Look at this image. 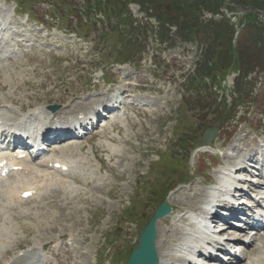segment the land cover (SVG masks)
<instances>
[{
  "label": "rangeland",
  "instance_id": "374dc122",
  "mask_svg": "<svg viewBox=\"0 0 264 264\" xmlns=\"http://www.w3.org/2000/svg\"><path fill=\"white\" fill-rule=\"evenodd\" d=\"M72 2L80 5L78 0ZM4 3L6 9L13 6L12 0H0V5ZM127 3L132 18H144L143 23L147 20L148 28L154 30L156 22L147 19L145 13L139 11L138 3L131 0H127ZM166 5H169V2H165L163 6ZM231 6L227 0H223L221 12L234 22H238L250 12L239 8L230 9ZM60 7L63 11L66 10L62 4ZM34 12L38 19H42L47 12V6L45 3L34 4ZM254 13L257 16L255 21L264 25V13L260 11ZM210 18L218 21L220 15L210 17L209 13H204L201 20ZM111 19L110 28L102 24L90 28L86 42H79L72 32V29L75 30L73 24L77 20L75 17L71 20L73 25L71 30L52 27L51 31L45 33L40 27L31 24L29 30H26V37H30L32 33L38 48L27 56L19 52V55L11 56V59H0V103L10 108L13 114H18L19 110L26 112L36 107L45 108L50 105L59 106V111L63 113L80 112L115 86L128 92L134 91L153 104L142 109L144 118L139 116L128 122H121V125L116 124L118 130H113L112 133L106 129L98 131V136L91 143L94 151L98 149L96 148L98 143L107 138L106 136L113 139V144L109 150L106 149L107 151L102 146L103 151L95 152V157L101 161L100 164L91 161L85 165V172L78 180L81 187L87 186L85 196L64 197L54 188L42 202L30 204L27 216L21 218L15 210L8 213L14 221L13 226L21 229L16 236H10L13 247L17 242H21L22 247L52 242L59 234L74 237L76 244L69 253V259L61 258L65 264H96V261L98 264L100 262L123 264L129 250L128 246L131 247V244L135 243L141 226L162 199L160 192L164 193V189L171 184L175 186L180 181L179 175H184L187 169L190 170L191 176H198L199 171L206 172L203 177H197L187 186L176 187L165 193L164 199L175 209V214L181 208L199 207L204 198L203 184L215 183V173L208 170V163L194 151L201 146L199 136L204 129L212 126L218 128V134L211 144L220 147L228 157L217 161L222 164L238 162L240 155L247 157L249 149L254 148L250 136L259 133L263 126L259 119L260 113H264V73L257 71L260 68L253 69L256 72L248 73L246 77L250 83L253 81L257 83L256 92L248 99L245 97L239 99L238 103L241 104L232 107L229 114L225 115L222 105L195 101L194 97L190 98L184 93L190 90L189 85L183 84L184 79L193 72L200 57V47L205 50L204 44L201 46L200 41H194L195 43L180 41L174 37L176 28L172 27L167 28L168 37L172 41L157 51L158 45L153 35L148 37L145 47L140 45L139 41L138 43L133 41L128 30L124 32L125 38H119L121 27L114 26L117 22L114 14L111 15ZM27 38L24 39V45L29 46ZM22 49L29 51L30 47ZM40 49L43 52H40ZM242 49L250 56L254 53L253 48L242 45ZM263 58L264 54H261L260 60ZM257 59L259 60V57ZM151 61H154L155 65ZM234 77L235 75L227 77L221 84L227 89L223 91L224 97L229 91H233ZM136 86L142 88L144 92H141L142 94L137 92ZM238 89L244 87L239 86ZM206 92L211 102L214 95L207 90ZM245 113L248 115L240 125L236 124V118L231 119L234 115L242 119ZM183 133L186 137L183 136L178 144L182 145L181 152L175 154L182 167L178 170V176L171 177V170L175 167L161 159L166 160V155L172 151ZM79 143L85 145L84 142ZM248 143L249 148L244 147ZM85 151L88 153L89 149L86 148ZM79 154L74 152L72 155L80 158ZM115 154L117 156L110 160ZM83 155L87 158L90 156ZM249 165L248 171L238 174L236 179L240 177L254 184L256 188L248 182L243 185L250 193L263 196L264 189L259 178L254 175L259 173L257 170L260 166L253 161ZM90 169L94 171L93 175ZM98 170L102 172L101 175ZM160 173L163 174L161 178L158 175ZM95 176L102 181L99 183L91 181ZM144 182L148 187H143ZM158 183H161L160 189L156 187ZM95 186L98 188L94 190ZM149 191L154 192L153 198L148 195ZM192 195L195 196L190 198ZM242 201L252 208V203L245 199ZM128 210H132L134 218L129 222L124 218ZM173 218L165 226L163 224L159 226L160 233L163 231L171 240L179 236L174 230L175 227L182 226L173 222ZM23 228L25 234L22 232ZM259 235H246L244 241L248 245L237 246L238 257L244 258L245 253H250L264 261V234ZM208 238L214 239L211 236ZM110 241L112 243L108 245ZM163 241L164 239L162 243ZM3 254L0 250V257Z\"/></svg>",
  "mask_w": 264,
  "mask_h": 264
},
{
  "label": "trees",
  "instance_id": "16d2710c",
  "mask_svg": "<svg viewBox=\"0 0 264 264\" xmlns=\"http://www.w3.org/2000/svg\"><path fill=\"white\" fill-rule=\"evenodd\" d=\"M96 1L99 2V0ZM131 1L138 3L145 11L151 10L160 25L162 36L166 35L165 25H174L182 40H198L205 45V52L202 55L205 58L204 67L196 72L197 77L201 79L200 83L203 77L212 82L223 79L226 74L238 72L236 84L239 83L240 86L253 69L260 68L257 71L264 73V58L260 60L261 54H264V25L255 21L257 16L254 13V11L264 13V0H229L236 8L250 10L248 15L243 16L239 21L243 24V28L237 37L236 47L232 43L235 28L229 19L223 16L219 21L201 20L204 12L220 14L223 0ZM107 2L109 9L113 12H120L122 8V11L127 9L126 2L120 3V0H107ZM165 2H169V5L163 6ZM242 45L253 48L252 56L244 52Z\"/></svg>",
  "mask_w": 264,
  "mask_h": 264
},
{
  "label": "water",
  "instance_id": "95a60500",
  "mask_svg": "<svg viewBox=\"0 0 264 264\" xmlns=\"http://www.w3.org/2000/svg\"><path fill=\"white\" fill-rule=\"evenodd\" d=\"M216 133V128L207 130L202 136V143H210L216 136ZM169 211L170 209L165 204L161 205L156 210L148 225L145 227L144 231L139 237V247L133 249L127 264H156L157 258L154 247L156 234L154 225L157 219L163 217Z\"/></svg>",
  "mask_w": 264,
  "mask_h": 264
},
{
  "label": "bare ground",
  "instance_id": "6f19581e",
  "mask_svg": "<svg viewBox=\"0 0 264 264\" xmlns=\"http://www.w3.org/2000/svg\"><path fill=\"white\" fill-rule=\"evenodd\" d=\"M1 112H3L2 109H0V114H2V116H4L3 115L4 113H1ZM51 132H55V130L51 131ZM48 133H50V131H48ZM68 150L71 151V149H68ZM47 158H44L43 162L39 165L43 169L46 168V170L44 172H46L47 175L45 173V175H46L45 177H49L52 174L51 172H55V170H53V169H47V167H46L47 164H49V163H51V164L52 163L53 164L54 163H60V164L66 165V163H63L62 161H59L58 159H54L53 161H51V160H49V158L48 159ZM20 164L23 167V172H25L27 170H29L31 172V174L33 176V179H35L38 176V173L36 172L37 169H30L28 164H27V162L21 161ZM238 171H242V170L239 169ZM221 182L223 184L228 185L229 183H231V180L222 177L221 178ZM38 183H40V181H38ZM30 189H36V188L30 187ZM7 190H10L12 193H15V194H20L24 190H27V185H23L22 187L17 186V187L12 188V189L7 188ZM96 192H98V191H96ZM189 197L191 198L192 196H189ZM17 199L19 200L18 197H17ZM183 209H185V208H181L180 210H183ZM79 211H81V209ZM167 223L168 222H166V219H164L162 222H158L157 225H156L157 238H156V241H155V247H156V251H157V254H158V258L160 260L163 259V257H166V255H167L166 251L168 249L166 243L165 242L162 243V239H164L166 241L168 239V237H167V235H165V233H163V231H162V233H160L159 226H160V224L161 225L163 224L165 226ZM40 249H41V247H40ZM35 252H37V251L32 250L30 252H27L24 256H25V258H30L32 260H35L36 263H38L40 261V259H39V257H37V254ZM2 264H19V259H14L13 261L6 260ZM32 264H34V263H32ZM160 264H162V262H160Z\"/></svg>",
  "mask_w": 264,
  "mask_h": 264
}]
</instances>
